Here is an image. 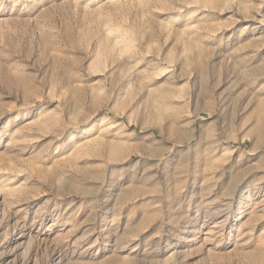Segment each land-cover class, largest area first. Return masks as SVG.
I'll return each mask as SVG.
<instances>
[{"label":"rangeland","instance_id":"374dc122","mask_svg":"<svg viewBox=\"0 0 264 264\" xmlns=\"http://www.w3.org/2000/svg\"><path fill=\"white\" fill-rule=\"evenodd\" d=\"M0 264H264V0H0Z\"/></svg>","mask_w":264,"mask_h":264},{"label":"bare ground","instance_id":"6f19581e","mask_svg":"<svg viewBox=\"0 0 264 264\" xmlns=\"http://www.w3.org/2000/svg\"><path fill=\"white\" fill-rule=\"evenodd\" d=\"M259 122H260V121H259ZM256 128H257V130H259V129H260V124H259V125H257V127H256Z\"/></svg>","mask_w":264,"mask_h":264}]
</instances>
